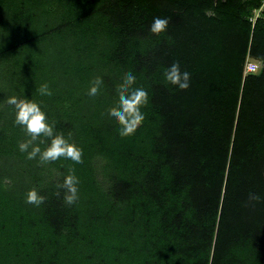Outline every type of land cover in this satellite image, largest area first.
<instances>
[{
  "label": "trees",
  "instance_id": "16d2710c",
  "mask_svg": "<svg viewBox=\"0 0 264 264\" xmlns=\"http://www.w3.org/2000/svg\"><path fill=\"white\" fill-rule=\"evenodd\" d=\"M154 17L170 20L159 36ZM247 57L264 62V0H0V264H264V68L243 77ZM177 61L186 91L163 75ZM129 71L149 103L121 138L106 113ZM12 96L83 163L29 160ZM69 168L72 206L55 195Z\"/></svg>",
  "mask_w": 264,
  "mask_h": 264
},
{
  "label": "clouds",
  "instance_id": "9594fccd",
  "mask_svg": "<svg viewBox=\"0 0 264 264\" xmlns=\"http://www.w3.org/2000/svg\"><path fill=\"white\" fill-rule=\"evenodd\" d=\"M170 20L167 17H154L150 25L151 34L159 36L168 29ZM165 81L186 91L190 87L191 74L181 70L180 63L173 62L164 73ZM104 81L102 76H96L90 83L87 95L96 97L100 94ZM136 76L131 72L123 75L122 81L116 85L117 102L107 109V116L118 125V134L121 138L132 136L146 119L142 111L149 103V94L143 87H135ZM39 94L51 96L52 91L47 83L41 85ZM8 105L14 106L16 110L15 124L20 126L26 135V139L18 144L21 152L27 153L29 160L39 159L40 164H50L64 158L71 160L74 164L83 163V149L75 142H70L71 133L68 138L64 133L57 132L55 121L49 122L46 113L40 104L30 99H19L16 96L9 97ZM47 146L42 149L40 145ZM30 149V151H29ZM79 177L75 174V168H69L68 174L64 176L63 182L56 185L55 195L59 197L63 190V201L72 206L79 200ZM47 197L33 187L26 194V203L40 207L45 203ZM249 202H259L261 196L249 193Z\"/></svg>",
  "mask_w": 264,
  "mask_h": 264
},
{
  "label": "built area",
  "instance_id": "2783aa9c",
  "mask_svg": "<svg viewBox=\"0 0 264 264\" xmlns=\"http://www.w3.org/2000/svg\"><path fill=\"white\" fill-rule=\"evenodd\" d=\"M264 68V65H262L259 61L253 60L249 57H247L244 66H243V77L249 76V75H256Z\"/></svg>",
  "mask_w": 264,
  "mask_h": 264
},
{
  "label": "rangeland",
  "instance_id": "374dc122",
  "mask_svg": "<svg viewBox=\"0 0 264 264\" xmlns=\"http://www.w3.org/2000/svg\"><path fill=\"white\" fill-rule=\"evenodd\" d=\"M261 10V9H260ZM260 10H257L254 12V17H257L260 15ZM250 58V57H249ZM246 61V60H245ZM260 62V61H259ZM262 65H264V62H260Z\"/></svg>",
  "mask_w": 264,
  "mask_h": 264
}]
</instances>
